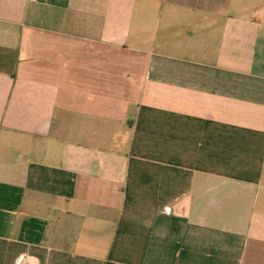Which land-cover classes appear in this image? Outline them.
<instances>
[{"label":"crops","instance_id":"obj_1","mask_svg":"<svg viewBox=\"0 0 264 264\" xmlns=\"http://www.w3.org/2000/svg\"><path fill=\"white\" fill-rule=\"evenodd\" d=\"M0 264H264V0H0Z\"/></svg>","mask_w":264,"mask_h":264}]
</instances>
